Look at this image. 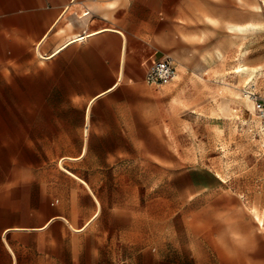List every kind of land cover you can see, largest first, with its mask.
<instances>
[{"label": "crops", "instance_id": "crops-1", "mask_svg": "<svg viewBox=\"0 0 264 264\" xmlns=\"http://www.w3.org/2000/svg\"><path fill=\"white\" fill-rule=\"evenodd\" d=\"M235 5L236 0H0V264L69 261L60 258L70 253L63 248L66 239H54L51 231L64 232L66 224L93 226L103 206L91 180L76 170L62 177L50 170L45 179L52 152L76 150L77 134L80 154L64 157L73 164L94 152L131 149L127 98H155L153 86L165 85L146 83L156 61L190 69L188 49L201 44L189 40L218 32L210 23L220 22L221 7L222 16L232 7L230 21L249 22L246 5L242 13ZM254 10L258 16L264 12L261 4ZM240 70L249 80L255 74ZM92 162L96 170L116 164L98 156Z\"/></svg>", "mask_w": 264, "mask_h": 264}, {"label": "rangeland", "instance_id": "rangeland-1", "mask_svg": "<svg viewBox=\"0 0 264 264\" xmlns=\"http://www.w3.org/2000/svg\"><path fill=\"white\" fill-rule=\"evenodd\" d=\"M258 4L264 9V0H236L237 13L245 5L251 12L246 23L230 21V6L222 16L221 7L220 22L210 23L218 32L189 40L201 44L188 49L190 69L170 60L175 77L153 86L155 98H127L131 149L94 152L73 164L64 157L80 154L77 134L76 150L52 152L45 179L76 170L91 180L103 206L96 226L51 231L66 239L70 252L59 264H264V119L258 113L264 12L256 15ZM248 24L253 29H230ZM197 66L202 69H192ZM241 68L254 76L249 80ZM95 156L116 164L96 170Z\"/></svg>", "mask_w": 264, "mask_h": 264}, {"label": "built area", "instance_id": "built-area-1", "mask_svg": "<svg viewBox=\"0 0 264 264\" xmlns=\"http://www.w3.org/2000/svg\"><path fill=\"white\" fill-rule=\"evenodd\" d=\"M175 77V69L169 59L156 61L147 73L146 81L151 85H162ZM258 113L264 119V104L258 108Z\"/></svg>", "mask_w": 264, "mask_h": 264}, {"label": "bare ground", "instance_id": "bare-ground-1", "mask_svg": "<svg viewBox=\"0 0 264 264\" xmlns=\"http://www.w3.org/2000/svg\"><path fill=\"white\" fill-rule=\"evenodd\" d=\"M70 43H71V42H70ZM246 53H247V52H246ZM243 55H244V54H243ZM243 72H244V71H243ZM246 72H247V71H246ZM252 72H253V71H252ZM252 75H253V73H250V74H249V77L252 76ZM254 217H255L259 222L261 221V220L259 219V217H258V214H257V211H256V210L254 211Z\"/></svg>", "mask_w": 264, "mask_h": 264}]
</instances>
